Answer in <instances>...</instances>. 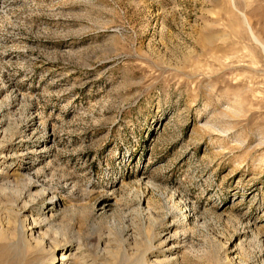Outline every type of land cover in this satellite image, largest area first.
<instances>
[{"label":"rangeland","instance_id":"obj_1","mask_svg":"<svg viewBox=\"0 0 264 264\" xmlns=\"http://www.w3.org/2000/svg\"><path fill=\"white\" fill-rule=\"evenodd\" d=\"M0 264H264V0H0Z\"/></svg>","mask_w":264,"mask_h":264}]
</instances>
